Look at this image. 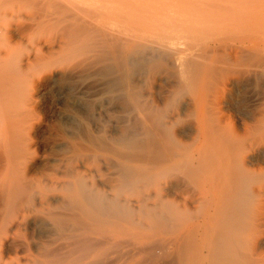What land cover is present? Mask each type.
<instances>
[{
    "label": "bare ground",
    "instance_id": "bare-ground-1",
    "mask_svg": "<svg viewBox=\"0 0 264 264\" xmlns=\"http://www.w3.org/2000/svg\"><path fill=\"white\" fill-rule=\"evenodd\" d=\"M16 1L30 16L3 35L56 36L0 49V264H258L264 2ZM79 73L92 91L37 142L20 79Z\"/></svg>",
    "mask_w": 264,
    "mask_h": 264
},
{
    "label": "rangeland",
    "instance_id": "rangeland-1",
    "mask_svg": "<svg viewBox=\"0 0 264 264\" xmlns=\"http://www.w3.org/2000/svg\"><path fill=\"white\" fill-rule=\"evenodd\" d=\"M11 1H12V3H11ZM81 1H82V3L84 5H82ZM101 1H104V0H101ZM101 1L100 0H87V1L86 0H72L73 3L76 2V4H79V6H85V7H88L87 5H89V3L92 2L93 4L91 3L90 5L94 6L96 4V7L94 6L95 8H97L98 3L101 2ZM136 1L137 2L139 1V3H142V4H140V5H142V7H145V6L149 5V4H151L152 2H155L154 0H147V1L143 0V2H142V0H136ZM218 1H222V0H218ZM224 1H227V0H224ZM234 1H236V0H234ZM238 1L240 2L241 0H237L236 2H238ZM247 1L251 2V0H245V1L242 0L241 2H247ZM260 1H262V3L264 2V0H260ZM60 2H63V1H60ZM252 2H258V0H255V1L252 0ZM147 3H149V4H147ZM4 4H5V6H4ZM140 5H138V6L140 8H142ZM28 9H26V10H28ZM26 10L24 9V7H20L19 4H17V1L15 2V0H14V2H13V0H9V1L8 0H0V17L2 16L0 18L1 19L0 20V26H1L0 27V29H1L0 30V35H1L0 36V41L1 42L3 41L2 43H0V49L1 50H9V51L15 53L14 54L15 60H18V58H21V57H19L20 55L22 56V55H25V54H27L29 52H32V54H33L35 52L34 50H36L39 46H44L45 49H46L47 48V41H48V40H46V38L47 39L49 38L47 35L48 34L50 35V33H51L50 39H52L53 37L56 36V33L54 35V33H53L54 31H51L50 28L49 29L45 28L44 31H41L39 29V32H38V30H36V33L35 32L32 33V34H34V36H32V35H31L32 37L31 36H29V37L26 36V37H24V38H22L20 40L11 39L10 35H7V34L3 35V34L6 33V29L5 28L9 24L15 23V22H19L21 20L24 21V19L26 20L27 13H28V16H30L29 12H27ZM49 30H50V32H49ZM47 31H48V34H47ZM37 32H38V34H37ZM40 32H45L47 34L46 35L44 33L46 35V38H44L45 35L43 33H42L43 34V37H42L41 36L42 34H40ZM52 33H53V36H52ZM3 37L7 38V42L8 43L5 41L6 38H3ZM44 40H46V41L44 42V44H42ZM14 50H15V52H14ZM70 58H72V57H69L67 61H66L67 58H65V61L63 59H61V60H63V62L61 60L59 62H61V64L62 63L68 64L69 62H71V63L68 64V66H70V65L73 66V65H76L75 63H76L77 60L79 61V58L81 59V56L76 57L77 60H75V62H74L75 58L72 59L71 61H70ZM56 60H58V58ZM36 71H37V68L32 70V71H30L31 75H30V72H28V74L30 76L29 78H31L30 80L36 79V77H37L36 76L37 75ZM106 74H107V77H106ZM79 75H81V74L80 73L79 74H67L66 78H64V80L58 82V84H52V85L50 84L49 86L47 85L45 87H39V88L37 87V88H35L33 93L30 90H27V87L30 88L31 85L29 84L28 86H26L28 84L27 82H30V80L27 81L28 79L26 80V78H25L24 80H26V82L24 83V81H21L23 79V77H24L23 76L20 79V81H19V82H22V85L20 86L19 82H17L18 83L17 87L20 86V88H19V90L16 89V93L18 92V95H17L18 97H15L16 95L13 94L15 96L12 97L13 100H14V103H12V105H15V103L18 102V103H16V104H19L18 107H17V105L15 106V107L18 108V110L16 109L17 111L20 112V111L24 110L22 112H24V115H25L24 117L25 118L28 115L27 119H29V118L32 119L34 117L33 120H32V122L34 123V126H35L33 135H37V136H35V138L38 139V140H36L37 142L42 141V139H44L47 135L50 134V131H51L50 129L53 126H56L58 123H60L62 120H64L63 119L64 113L66 111H68L70 108H72V104H71L70 98L72 99V96H74V94H77V93L80 94V90L78 89V86H79L80 82L86 81L85 82V88L87 90V93H88V88L92 91V89H91L92 88V81L88 82V75L87 74H83V73H82L81 76H79ZM102 75L104 77H106V79L110 78V73L103 72V73L100 74V76H102ZM27 76L25 75V77H27ZM31 76H33V77H31ZM86 76H87V78H86ZM79 77H81V79H85L86 78L87 80L86 79L85 80H80ZM75 78H77L76 79L77 81L74 80ZM59 92H63L65 97L64 98H59V95H58ZM29 96H30V98H28ZM16 98L17 99L20 98L21 101H17ZM13 100H12V102H13ZM22 101L23 102L27 101L28 104L25 105L27 102L26 103L24 102L25 103L24 104ZM23 104H24V108H23ZM21 106H22V108H21ZM12 109H14V111H15L14 107ZM79 110H76V108H74V111L78 114L79 118L82 121L84 120L86 122V124L88 125V123H87L88 122V117H89L88 116V110H85V111L84 110L81 111V109H79ZM31 111H33V112H31ZM22 112H20V113H22ZM25 113L26 114L29 113V114L26 115ZM79 114H81V115H79ZM32 115H33V117H32ZM22 116H23V114H22ZM44 149H46V148H44ZM44 151L45 150L42 149V152H44ZM263 219H264V210H263V214H262V221H263ZM255 237H254V245L255 246L253 245L254 256L258 258L259 261L256 259L259 262L258 264H264V222H261V225L258 228V231L256 232Z\"/></svg>",
    "mask_w": 264,
    "mask_h": 264
}]
</instances>
